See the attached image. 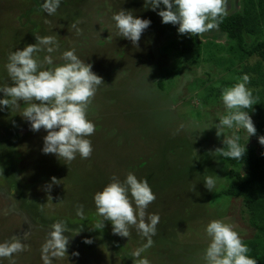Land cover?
I'll list each match as a JSON object with an SVG mask.
<instances>
[{"label":"rangeland","instance_id":"obj_1","mask_svg":"<svg viewBox=\"0 0 264 264\" xmlns=\"http://www.w3.org/2000/svg\"><path fill=\"white\" fill-rule=\"evenodd\" d=\"M41 3L0 0V84L10 83L3 69L8 53L35 43L36 35L55 36L59 48L54 63H62L60 52L74 49L102 78L86 112L95 126L87 137L92 152L86 159L77 154L70 162L42 154L46 133L31 131L20 116L24 102L0 109V241L19 237L24 245L22 251L0 258V264H43L42 244L58 220L67 229L62 233L67 237L65 256L43 253L49 264H132L131 254L144 238L134 226L127 238L113 234L107 221L98 229L92 200L110 178L122 181L128 172L145 179L155 195L145 214H158L159 222L151 246L141 254L149 264H202L203 228L213 219L231 223L242 242L249 239L252 230L240 200L217 197L228 182V167L214 153L223 135L206 128L225 108L215 98L206 102V87L199 84L209 66L185 68L173 76L168 72L179 55L174 49L187 33L178 34L171 24L162 27L148 0H61L52 15L40 10ZM225 3L228 11L238 10L237 2L236 7ZM120 9L150 21L135 45L112 27L110 18ZM203 34L227 43L215 30ZM39 55L42 59L44 53ZM219 74L217 70L214 77ZM162 77L167 82L164 91L157 88ZM236 135L245 147L256 142L252 136L246 140L243 129ZM205 175L220 179L213 192L203 187ZM78 206L82 217L75 214ZM84 239L92 242L85 244Z\"/></svg>","mask_w":264,"mask_h":264},{"label":"clouds","instance_id":"obj_2","mask_svg":"<svg viewBox=\"0 0 264 264\" xmlns=\"http://www.w3.org/2000/svg\"><path fill=\"white\" fill-rule=\"evenodd\" d=\"M148 3L160 22L176 26L178 34L209 32L216 29L219 19L227 15L225 0H148ZM60 4L61 0H42L40 10L52 15ZM110 19L116 35L133 45L150 25L148 19H140L123 9ZM34 39L35 43L11 50L6 57L3 69L10 83L0 84V109L7 107L11 110L20 105L18 102H24L20 116L28 122L31 131L43 129L46 133L42 137V154H53L66 162L72 161L77 154L86 159L92 152L87 137L95 130L86 112L97 87L102 84V78L91 71V64L81 60L74 49L60 52L62 63H54L53 53L59 48L54 35H36ZM41 52L44 53L42 59L39 55ZM248 80V75L243 74L238 82L221 91L220 100L226 114L214 119L215 124L210 120L206 128L214 127L217 137L223 135V147L214 153L237 161L242 159L246 148L245 142L241 143L236 133L243 129L247 134L246 140L255 134L249 115L254 100L247 87ZM225 128L232 130V133L225 135ZM257 142L264 146V136H257ZM261 156H264V151ZM218 180L215 175H205L203 187L213 192ZM55 181V178L51 179L53 184ZM154 199L147 181L137 179L132 172H128L122 181L116 177L110 178L109 183L92 196L98 229H102L103 221H107L113 234L127 238L129 227L134 226L144 238L143 245L131 254L132 264H149L141 254L151 246V237L155 235L159 222L158 214H145V209ZM75 214L83 216L82 206L76 208ZM66 230V224L60 220L50 225L41 248L43 264H49L48 256L43 255L49 250L52 255L65 256L67 237L62 233ZM78 231L73 230L75 234ZM203 234L206 244L200 257L202 264H256L231 223L223 219L210 220L204 226ZM82 242L90 244L92 241L84 239ZM23 247L19 237L0 241V258L10 257L22 251Z\"/></svg>","mask_w":264,"mask_h":264},{"label":"trees","instance_id":"obj_3","mask_svg":"<svg viewBox=\"0 0 264 264\" xmlns=\"http://www.w3.org/2000/svg\"><path fill=\"white\" fill-rule=\"evenodd\" d=\"M225 2L235 7L237 2L238 5V10L234 12L227 10V15L219 19L218 27L214 29L219 35L227 38V43H216L215 38L219 36L207 39L204 34H186L176 50L174 49L179 55L168 72L173 76L185 68L208 65V69L203 71L204 79L200 78L199 83L206 87V102L212 101V98L220 101L224 88L238 82L241 75H248L247 87L251 90L254 100L249 115L255 127L252 137L256 139V145L245 147L246 151L240 161L222 157L218 153L228 167V182L219 190L217 197L226 201L240 200L247 226L252 230V236L243 243L248 247V255L256 264H264V156H261L264 146L257 142V136H264V0ZM164 25L171 26L163 24L162 27ZM237 66L239 68H236ZM209 70L215 75L218 70L220 77L216 79ZM196 78L193 79L194 83L198 80ZM166 84L163 77L159 78L158 90H166ZM95 236L98 235H94V238ZM103 237V243L108 244V239Z\"/></svg>","mask_w":264,"mask_h":264}]
</instances>
